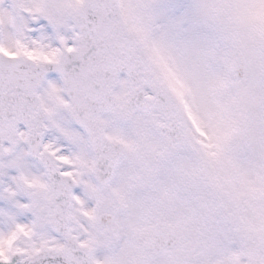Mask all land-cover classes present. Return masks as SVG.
<instances>
[{
	"label": "snow or ice",
	"instance_id": "1",
	"mask_svg": "<svg viewBox=\"0 0 264 264\" xmlns=\"http://www.w3.org/2000/svg\"><path fill=\"white\" fill-rule=\"evenodd\" d=\"M0 264H264V0H0Z\"/></svg>",
	"mask_w": 264,
	"mask_h": 264
}]
</instances>
